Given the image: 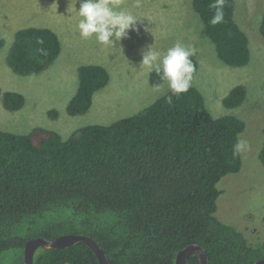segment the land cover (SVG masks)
Returning <instances> with one entry per match:
<instances>
[{
	"label": "trees",
	"instance_id": "1",
	"mask_svg": "<svg viewBox=\"0 0 264 264\" xmlns=\"http://www.w3.org/2000/svg\"><path fill=\"white\" fill-rule=\"evenodd\" d=\"M213 2L191 0L202 35L221 62L246 66L248 39L234 20V0H224V19L217 25L209 23ZM259 33L264 46V12ZM60 53L52 30L27 28L17 32L7 65L14 74L37 75ZM190 59L195 73L197 59ZM78 78L67 106L71 117L86 114L94 94L109 82L99 65L81 66ZM162 83L155 72L149 74L151 87ZM245 99V87L236 86L223 105L234 109ZM0 100L9 112L24 105L16 92L0 89ZM244 129L236 116L213 117L202 94L190 86L178 96L170 90L109 125L77 128L67 139L39 127L26 135L0 130V264H24L28 240L66 234L93 238L114 264H175L177 253L193 243L207 251L208 264H253L264 257V244H250L235 226L215 217L222 194L218 183L241 169V154L233 157L232 146ZM262 132L264 138V127ZM258 159L264 167V140ZM34 264L98 261L86 245L77 244L39 249ZM187 264H199L197 255Z\"/></svg>",
	"mask_w": 264,
	"mask_h": 264
},
{
	"label": "rangeland",
	"instance_id": "2",
	"mask_svg": "<svg viewBox=\"0 0 264 264\" xmlns=\"http://www.w3.org/2000/svg\"><path fill=\"white\" fill-rule=\"evenodd\" d=\"M234 20L248 39L249 63L231 67L221 62L211 41L202 35V23L191 0H110L137 18V31L127 38L103 45L95 36L84 39L77 27L79 0H0V89L24 97L23 107L4 109L0 100V130L26 135L44 128L67 139L77 128L109 125L139 113L170 91L167 82L149 84V74L140 61L148 45L164 53L176 43L195 50L198 69L190 86L203 96L206 108L215 118L236 116L245 129L239 138L249 147L241 153L239 173L221 179L222 191L215 217L235 226L252 245L264 244V167L258 159L264 127V46L259 24L264 0H234ZM27 28L52 30L61 43V53L37 75L14 74L7 56L18 31ZM148 28L149 31L144 29ZM99 65L109 74V82L94 96L89 111L71 117L67 106L76 93L81 66ZM236 86H244L245 101L229 109L223 99ZM56 112L52 117L50 112Z\"/></svg>",
	"mask_w": 264,
	"mask_h": 264
},
{
	"label": "clouds",
	"instance_id": "3",
	"mask_svg": "<svg viewBox=\"0 0 264 264\" xmlns=\"http://www.w3.org/2000/svg\"><path fill=\"white\" fill-rule=\"evenodd\" d=\"M78 15L81 17L77 25L80 36L88 39L93 35L96 41L103 45H113L115 41L127 38L129 30L137 31V18L125 9H117L110 4V0H79ZM224 0H214L209 8L215 9L210 19L211 25L223 22ZM149 31L148 28L144 29ZM195 50L176 43L174 46L161 53L153 45H148L146 50L141 52L140 65L148 72H155L161 81L167 82L173 95L187 92L193 78L195 66L190 59ZM168 103L172 102V96L166 97ZM247 141L237 138L232 146L233 157L239 156L248 149Z\"/></svg>",
	"mask_w": 264,
	"mask_h": 264
},
{
	"label": "water",
	"instance_id": "4",
	"mask_svg": "<svg viewBox=\"0 0 264 264\" xmlns=\"http://www.w3.org/2000/svg\"><path fill=\"white\" fill-rule=\"evenodd\" d=\"M77 244L86 245L94 253L98 264H114L96 240L89 236L75 234H66L54 239L39 237L28 240L23 250V263L34 264V256L39 249H67ZM193 255H197L199 264H208L207 251L198 243H193L180 250L177 253L175 264H187L189 258ZM253 264H264V257Z\"/></svg>",
	"mask_w": 264,
	"mask_h": 264
}]
</instances>
